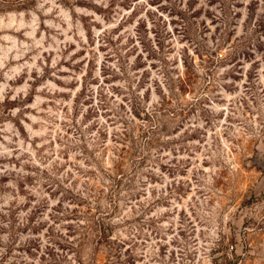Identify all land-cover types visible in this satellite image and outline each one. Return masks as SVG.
Wrapping results in <instances>:
<instances>
[{
    "label": "rangeland",
    "instance_id": "obj_1",
    "mask_svg": "<svg viewBox=\"0 0 264 264\" xmlns=\"http://www.w3.org/2000/svg\"><path fill=\"white\" fill-rule=\"evenodd\" d=\"M264 264V0H0V264Z\"/></svg>",
    "mask_w": 264,
    "mask_h": 264
},
{
    "label": "trees",
    "instance_id": "obj_2",
    "mask_svg": "<svg viewBox=\"0 0 264 264\" xmlns=\"http://www.w3.org/2000/svg\"><path fill=\"white\" fill-rule=\"evenodd\" d=\"M220 259H223V261L219 264H234V260L229 259L226 254H223Z\"/></svg>",
    "mask_w": 264,
    "mask_h": 264
}]
</instances>
